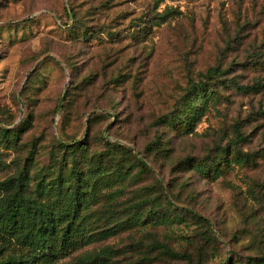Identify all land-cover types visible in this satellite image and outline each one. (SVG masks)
Wrapping results in <instances>:
<instances>
[{
	"label": "rangeland",
	"instance_id": "obj_1",
	"mask_svg": "<svg viewBox=\"0 0 264 264\" xmlns=\"http://www.w3.org/2000/svg\"><path fill=\"white\" fill-rule=\"evenodd\" d=\"M196 86L202 119L179 123ZM74 159L98 168L93 243L65 262L264 259V0H0V184L68 177Z\"/></svg>",
	"mask_w": 264,
	"mask_h": 264
},
{
	"label": "trees",
	"instance_id": "obj_2",
	"mask_svg": "<svg viewBox=\"0 0 264 264\" xmlns=\"http://www.w3.org/2000/svg\"><path fill=\"white\" fill-rule=\"evenodd\" d=\"M221 74L212 69L198 77L203 83ZM193 89L194 92H202L193 96L202 103L196 109L191 101L185 120L179 119V123L189 126L191 122L202 119L208 99L205 88L200 90L196 86ZM194 110L193 118H190L189 114ZM2 135L8 139L12 132L3 131ZM70 152L73 156L77 155L74 150ZM77 167L74 159L68 177L61 174L52 178L43 177L34 187L27 169L0 184V264H110L118 255L117 251L104 248L81 253L70 262H65L93 243L91 220L85 214L92 196L85 185L91 175L98 174V168L84 173ZM212 168L218 169V165ZM212 168L202 164L196 166L200 173H208ZM153 208L152 214L158 216L159 209ZM108 231L103 232L105 237H108ZM152 248L160 249L174 259H186V255L164 244H155ZM253 264H264V259Z\"/></svg>",
	"mask_w": 264,
	"mask_h": 264
}]
</instances>
